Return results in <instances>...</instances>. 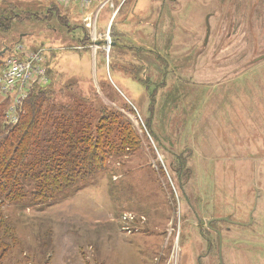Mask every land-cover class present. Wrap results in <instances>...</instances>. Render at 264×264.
Returning <instances> with one entry per match:
<instances>
[{
	"label": "rangeland",
	"instance_id": "374dc122",
	"mask_svg": "<svg viewBox=\"0 0 264 264\" xmlns=\"http://www.w3.org/2000/svg\"><path fill=\"white\" fill-rule=\"evenodd\" d=\"M0 9V72L12 50L41 52L48 80L31 95L80 131L51 143L95 157L64 202L0 206V264H220L207 223L226 217L245 226L212 225L223 264H264V0ZM15 106L0 95L3 123Z\"/></svg>",
	"mask_w": 264,
	"mask_h": 264
},
{
	"label": "trees",
	"instance_id": "16d2710c",
	"mask_svg": "<svg viewBox=\"0 0 264 264\" xmlns=\"http://www.w3.org/2000/svg\"><path fill=\"white\" fill-rule=\"evenodd\" d=\"M4 12L0 9L2 28L7 26ZM44 104L45 92L36 91L16 127L10 129L0 120V206L8 202L32 209L34 205L28 200H38L50 209L64 202L72 191L77 193L81 179L92 174L95 157L88 147H58L51 143L61 134L71 138L80 135L70 110H58L52 124L53 110L48 105L44 108Z\"/></svg>",
	"mask_w": 264,
	"mask_h": 264
},
{
	"label": "built area",
	"instance_id": "2783aa9c",
	"mask_svg": "<svg viewBox=\"0 0 264 264\" xmlns=\"http://www.w3.org/2000/svg\"><path fill=\"white\" fill-rule=\"evenodd\" d=\"M10 52L11 55L4 62V68L0 72V95L10 98L16 104L6 114L5 123L12 129L23 115L22 105L29 99L32 90L42 88L47 82L48 70L43 66L44 58L41 52Z\"/></svg>",
	"mask_w": 264,
	"mask_h": 264
},
{
	"label": "flooded vegetation",
	"instance_id": "af4514ba",
	"mask_svg": "<svg viewBox=\"0 0 264 264\" xmlns=\"http://www.w3.org/2000/svg\"><path fill=\"white\" fill-rule=\"evenodd\" d=\"M216 222H226V223H229V224H232V225H238V226H241V227H244L245 225L242 224V223H239V222H235V221H232L230 217H226V218H220V219H212L211 221H209L207 223V226H208V231L210 233H214L218 236V239H219V252H218V256H219V263L221 264V260H222V264H223V258L222 256H220V251H221V255H222V247H223V239H222V232L220 231V229L218 228H213L212 225L215 224ZM253 223L252 221V214H251V217H250V225ZM201 258L198 259V261L200 262Z\"/></svg>",
	"mask_w": 264,
	"mask_h": 264
},
{
	"label": "water",
	"instance_id": "95a60500",
	"mask_svg": "<svg viewBox=\"0 0 264 264\" xmlns=\"http://www.w3.org/2000/svg\"><path fill=\"white\" fill-rule=\"evenodd\" d=\"M210 33H211L210 24L207 22V38H206V41L208 40ZM262 59H264V57H262L260 60H262ZM255 208H256V205H255ZM255 208H254V210H255ZM220 256H222L221 251H220ZM221 264H222V260H221Z\"/></svg>",
	"mask_w": 264,
	"mask_h": 264
},
{
	"label": "bare ground",
	"instance_id": "6f19581e",
	"mask_svg": "<svg viewBox=\"0 0 264 264\" xmlns=\"http://www.w3.org/2000/svg\"><path fill=\"white\" fill-rule=\"evenodd\" d=\"M111 43V42H110Z\"/></svg>",
	"mask_w": 264,
	"mask_h": 264
}]
</instances>
